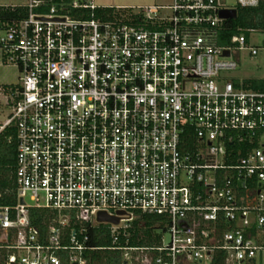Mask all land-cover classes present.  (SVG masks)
I'll return each mask as SVG.
<instances>
[{"label": "built area", "instance_id": "obj_1", "mask_svg": "<svg viewBox=\"0 0 264 264\" xmlns=\"http://www.w3.org/2000/svg\"><path fill=\"white\" fill-rule=\"evenodd\" d=\"M258 3L172 0L123 19L94 0H0L3 63L20 73L0 86L16 141L0 264H260L264 88L222 73L264 31L218 43L221 10Z\"/></svg>", "mask_w": 264, "mask_h": 264}, {"label": "trees", "instance_id": "obj_2", "mask_svg": "<svg viewBox=\"0 0 264 264\" xmlns=\"http://www.w3.org/2000/svg\"><path fill=\"white\" fill-rule=\"evenodd\" d=\"M107 12V11H106ZM102 10H97V15H104ZM227 30L220 33L218 43L227 45L231 42V37L237 33V28H255L264 31V0H259L256 7L238 8L237 17L227 21ZM255 88H264V80H248ZM11 137V140L9 138ZM16 167V141L15 130L13 128L0 132V205H9L16 202L13 194ZM32 220L37 225H42L43 216L47 214L44 210H33ZM37 217V218H36ZM152 227L156 221V216H151ZM92 243L107 245L105 238H93ZM111 264V262H108Z\"/></svg>", "mask_w": 264, "mask_h": 264}, {"label": "rangeland", "instance_id": "obj_3", "mask_svg": "<svg viewBox=\"0 0 264 264\" xmlns=\"http://www.w3.org/2000/svg\"><path fill=\"white\" fill-rule=\"evenodd\" d=\"M5 1V0H2ZM100 7L109 9L102 10L106 13L105 16H120L123 19H128L132 14L139 12V7L148 6H164L172 3V0H94ZM227 4L234 6L236 0H226ZM107 11V12H106ZM258 38L261 35L257 33ZM261 40V39H260ZM260 40L252 42V44L259 46ZM231 59L238 62L236 70L223 72L225 78L233 79L234 81L244 80H264V49H260L258 55L252 56L249 51H233ZM20 73L14 65H7L3 63V57L0 52V86L3 85H18L20 83ZM5 112L0 111V124L5 120ZM28 204H33L29 197L26 198ZM168 240V236H166ZM264 264V256L259 261Z\"/></svg>", "mask_w": 264, "mask_h": 264}, {"label": "water", "instance_id": "obj_4", "mask_svg": "<svg viewBox=\"0 0 264 264\" xmlns=\"http://www.w3.org/2000/svg\"><path fill=\"white\" fill-rule=\"evenodd\" d=\"M220 16L222 18H225V19H234V18L237 17V9H224V10H221ZM225 55H229V52L228 51L225 52ZM21 202H23V200H21ZM98 220L100 222H103V221H109V222H113V223H118L119 222L118 218L108 216L105 213H101L99 215V217H98Z\"/></svg>", "mask_w": 264, "mask_h": 264}]
</instances>
